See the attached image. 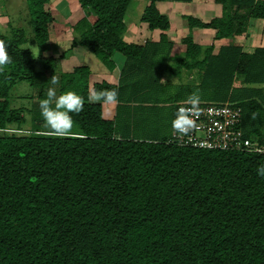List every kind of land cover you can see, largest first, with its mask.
<instances>
[{
	"label": "trees",
	"instance_id": "16d2710c",
	"mask_svg": "<svg viewBox=\"0 0 264 264\" xmlns=\"http://www.w3.org/2000/svg\"><path fill=\"white\" fill-rule=\"evenodd\" d=\"M38 55L24 30L0 43L10 63L0 70V264H264L263 151L199 148L167 142L177 108L193 93L201 102L240 108L244 138L264 149V46L194 41L193 29L212 28L216 40L247 35L251 18L264 19V0H214L222 14L209 21L186 16L185 55L176 59L179 84L162 83L173 43L124 39L133 0H78L86 15L58 57L50 28L52 0H26ZM149 0L140 20L166 31L169 17ZM189 2L192 0H174ZM81 45L110 71L125 56L113 118L88 102L87 64L61 72L58 93L84 97L73 115L74 135L50 133L38 111L60 59ZM41 61V68L36 60ZM27 82L30 91L18 92Z\"/></svg>",
	"mask_w": 264,
	"mask_h": 264
},
{
	"label": "crops",
	"instance_id": "0c3cea01",
	"mask_svg": "<svg viewBox=\"0 0 264 264\" xmlns=\"http://www.w3.org/2000/svg\"><path fill=\"white\" fill-rule=\"evenodd\" d=\"M148 3L149 0L147 1V4ZM157 5L160 11L169 17L171 21L170 28L166 31L160 29L151 30L148 27L147 22L140 20V13L134 18L132 17V20L130 19L129 23L126 20L127 30L124 34V39L128 42L137 43H144L147 40L158 41L160 40L162 33H165L168 37V40L173 43V47L171 50V55L173 56V58L170 59L169 65L171 67L169 70L163 73L161 82L179 84L181 82L182 75L184 80L186 81L191 78L188 71H183L181 76L173 71L177 62L176 59L185 55L184 51L186 45L183 43V38L190 32L186 16L192 15L195 17H199L203 21H209L213 17L220 16L222 14V4L216 3L214 0H192L189 2L161 0L157 2ZM261 35H264L263 18H251L247 35H238L233 39L229 38L226 40H216L215 30L212 28L204 27L193 29L194 41L204 45L214 43V52H218L221 45L230 43L241 44L245 50L251 51L255 47L264 46V38L261 37ZM65 41H60L57 43L60 45L68 43ZM53 46L54 52L56 44H53ZM60 60V73L64 71H71L76 66L86 64V61L89 62L87 65L93 63L94 68L89 65L91 69L90 87L92 90L93 85L96 82L106 80L110 83H118L121 70L125 63V56L121 53L115 54L116 68L113 71H110L102 62L98 60V58L92 52L81 45L74 47L69 56ZM116 106L117 103L114 105H103L104 116L107 118H113L116 113ZM108 110H110V112H108Z\"/></svg>",
	"mask_w": 264,
	"mask_h": 264
},
{
	"label": "clouds",
	"instance_id": "9594fccd",
	"mask_svg": "<svg viewBox=\"0 0 264 264\" xmlns=\"http://www.w3.org/2000/svg\"><path fill=\"white\" fill-rule=\"evenodd\" d=\"M10 56L3 43H0V70L10 63ZM58 83V78L53 75L51 84ZM88 102L101 105H114L119 102L118 88L92 89L88 95ZM201 97L193 93L188 97L187 106H179L171 121V127L179 135H186L195 127L193 116L199 112ZM85 107L84 97L75 90L58 93L56 87L50 86L46 96L39 101L41 116L51 134L58 137L74 135V121L72 114H78ZM256 173L264 177V163L256 168Z\"/></svg>",
	"mask_w": 264,
	"mask_h": 264
},
{
	"label": "rangeland",
	"instance_id": "374dc122",
	"mask_svg": "<svg viewBox=\"0 0 264 264\" xmlns=\"http://www.w3.org/2000/svg\"><path fill=\"white\" fill-rule=\"evenodd\" d=\"M147 1L148 0H133L132 4L129 6L126 16L128 23L132 17H136L144 10L147 5ZM47 10L51 11L55 17V21L50 28V40L53 42L52 44H56V48L53 53L46 52L45 54L47 56L53 54V56L58 57L60 52L71 46L73 38L72 28L78 20L86 15V11L81 8L78 0H52V2L47 5ZM0 28L5 33H14V30H16L15 32H18L20 29L24 30L28 37L26 46L30 47L36 56L38 55L35 40L33 42L34 31L31 26V19L29 17L28 4L26 0H0ZM261 37L264 38V35H261ZM60 41L68 43L60 45L57 43ZM60 61L61 60L58 61V66L53 71V75L57 78L60 75ZM85 63L88 64L89 62L86 61ZM36 65L39 69L41 68V61L39 59L36 60ZM89 65L94 68L93 63H90ZM50 86L56 87L58 91V83L54 86L51 84ZM17 90L18 92L30 91V86L27 82H22L18 84ZM37 94V90H34L33 102L35 103L36 116H38L37 112L40 111L39 97ZM108 112H110V110H108Z\"/></svg>",
	"mask_w": 264,
	"mask_h": 264
},
{
	"label": "built area",
	"instance_id": "2783aa9c",
	"mask_svg": "<svg viewBox=\"0 0 264 264\" xmlns=\"http://www.w3.org/2000/svg\"><path fill=\"white\" fill-rule=\"evenodd\" d=\"M180 106H187V102ZM199 112L193 116L195 127L186 135H173L167 142L179 146L199 148L235 149L263 151L264 149L249 138H244L240 129V108L225 103L200 102Z\"/></svg>",
	"mask_w": 264,
	"mask_h": 264
}]
</instances>
